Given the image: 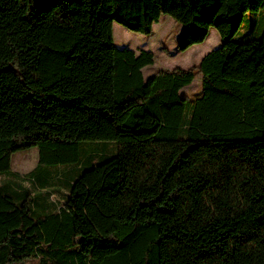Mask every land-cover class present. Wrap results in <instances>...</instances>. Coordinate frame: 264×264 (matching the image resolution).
<instances>
[{
  "label": "trees",
  "instance_id": "trees-1",
  "mask_svg": "<svg viewBox=\"0 0 264 264\" xmlns=\"http://www.w3.org/2000/svg\"><path fill=\"white\" fill-rule=\"evenodd\" d=\"M263 7L0 0V264H264V39H234ZM163 15L183 27L179 50L212 28L222 45L198 65L145 77L154 53L117 47L114 23L151 35ZM197 72L202 93L190 99L181 91ZM130 104L123 124L136 128L148 113L159 123L151 137L117 140L116 110ZM33 147L34 168L13 171L12 155ZM114 159L117 247L92 258L63 200ZM107 178L100 229L113 217Z\"/></svg>",
  "mask_w": 264,
  "mask_h": 264
},
{
  "label": "rangeland",
  "instance_id": "rangeland-1",
  "mask_svg": "<svg viewBox=\"0 0 264 264\" xmlns=\"http://www.w3.org/2000/svg\"><path fill=\"white\" fill-rule=\"evenodd\" d=\"M182 25L175 21L169 15H163L154 26V32L151 35H143L133 32L121 24L114 23V41L119 48L146 49L151 50L155 55V62L143 69L145 77H149L161 69H173L175 67L189 68L198 65L202 57L209 51L219 48L222 45V39L216 28H212L208 37L203 43L193 45L185 51L177 48V41L182 32ZM126 29L132 35L126 37L122 35L121 30ZM247 38L264 39V7L258 11H248L234 35L235 40H245ZM190 99H195L202 93V76L200 72L192 84L184 87L181 91ZM134 104L119 107L116 110L117 140L129 138H149L151 137L159 123H152L155 119L146 113L139 118V126L129 128L123 124ZM156 120V119H155ZM38 160V148L33 147L29 150L18 151L12 155V169L20 174L29 172ZM117 160L114 159L103 166L96 167L92 172L86 174L71 193L70 201L63 200L66 208L72 213L75 219V228L79 241L83 240L86 252L92 258H101L104 254L113 251L117 247L115 239L109 237V230L113 227V221L117 215ZM108 175V187L112 193V213L113 217L109 224L100 229L97 220L102 211L99 184L103 176ZM94 182L88 184V181ZM27 184L28 180H21ZM36 186V185H35ZM33 187V185H32ZM68 194V193H67ZM60 197V196H59ZM57 199V196H53ZM61 198H63L61 196ZM95 222L93 226L92 223ZM26 264H38L36 258H30Z\"/></svg>",
  "mask_w": 264,
  "mask_h": 264
},
{
  "label": "crops",
  "instance_id": "crops-1",
  "mask_svg": "<svg viewBox=\"0 0 264 264\" xmlns=\"http://www.w3.org/2000/svg\"><path fill=\"white\" fill-rule=\"evenodd\" d=\"M121 33H122V35H124V36H126V37H131V35H132V34H131L128 30H126V29H122V30H121ZM206 54H207V53H206ZM203 57H204V56H203ZM203 57H202V58H203ZM153 120L156 121V122L158 123L157 120H155V119H153ZM157 125L159 126V124H157ZM37 161H38V160H37ZM35 165H36V164H35ZM35 165H34V166H35ZM33 168H34V167H33Z\"/></svg>",
  "mask_w": 264,
  "mask_h": 264
}]
</instances>
